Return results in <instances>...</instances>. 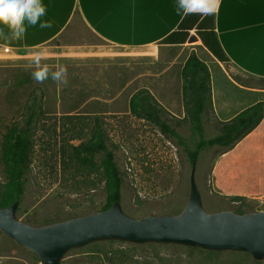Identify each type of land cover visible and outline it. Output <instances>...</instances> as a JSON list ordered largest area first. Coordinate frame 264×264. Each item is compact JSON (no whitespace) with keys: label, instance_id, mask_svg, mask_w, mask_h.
Segmentation results:
<instances>
[{"label":"rangeland","instance_id":"1","mask_svg":"<svg viewBox=\"0 0 264 264\" xmlns=\"http://www.w3.org/2000/svg\"><path fill=\"white\" fill-rule=\"evenodd\" d=\"M42 49L49 52L44 62L63 65L67 69L66 83L52 79L38 83L32 79V69L26 66L33 51L15 55L0 50V151L8 129L21 124L33 97H37L41 111L16 218L41 226L54 222L57 216L89 214L104 206L101 172L98 169H74L61 153L62 146H75L89 138L95 117L106 132L109 146L114 148L122 178V211L134 218L178 214L189 197L192 170L184 146L175 139L164 137L152 124L131 115L128 101L136 92H149L170 119L179 121L178 132L191 147L196 137L185 117L180 75L192 53L165 44L156 45L155 54H150L147 49L110 48L80 24L75 31L58 37ZM197 56L211 68L213 93H226V82L216 69L199 51ZM234 78L256 85L250 78L239 75ZM67 116L83 120L82 139L70 141L68 135L62 136V124ZM224 119L226 116H216L211 109L203 118L204 138L216 136ZM221 153L217 147L204 149L194 166L203 209L208 213L233 211L239 214L248 210L243 207L246 204L255 212L264 211V199L257 197L264 190V178L254 177L249 183L243 178L239 164H226V180L221 175L216 178L213 171ZM225 182L226 191H238L239 194L219 195ZM4 183L0 155V192ZM246 188H250L249 198L241 194ZM0 264L39 262L32 253L0 233ZM61 264H264V260L256 261L242 252L106 241L69 251Z\"/></svg>","mask_w":264,"mask_h":264},{"label":"crops","instance_id":"2","mask_svg":"<svg viewBox=\"0 0 264 264\" xmlns=\"http://www.w3.org/2000/svg\"><path fill=\"white\" fill-rule=\"evenodd\" d=\"M43 3L47 13L42 19L51 21L52 27H29L22 39L0 37L1 51L7 47L15 55L34 52L75 31L80 24L110 48L147 49L155 54L156 45H162V40L175 31L184 16L177 14L176 0H43ZM212 15L214 33L226 55L225 63L212 57L194 31L177 47L196 56L199 51L226 82V93L215 95L210 76L212 110L216 116H226L222 122H227L247 107L264 103V0H220ZM236 75L253 79L256 85L237 81ZM226 164H239L247 181L264 178V117L254 130L221 153L213 171L216 178L221 175L226 180ZM223 187L219 195L239 194L226 191V182ZM249 189L241 194L251 197ZM257 197L264 199V190Z\"/></svg>","mask_w":264,"mask_h":264},{"label":"trees","instance_id":"3","mask_svg":"<svg viewBox=\"0 0 264 264\" xmlns=\"http://www.w3.org/2000/svg\"><path fill=\"white\" fill-rule=\"evenodd\" d=\"M192 31L212 57L220 63L226 62V55L214 33L212 14L206 16L199 14L184 15L175 31L166 36L162 40V44L168 46L182 45ZM180 76L185 117L192 135L196 137V141L191 147L185 143L178 132L179 121L170 119L146 90L133 94L128 101V108L130 114L135 118L152 124L164 137L175 139L182 144L192 168L204 149L217 147L221 149L222 153L231 149L254 130L264 117V103H256L242 110L231 120L221 122L218 134L211 139H205L203 118L212 109L211 78L208 67L205 62L192 53L187 57ZM40 115L37 97H33L21 124L9 128L1 144L0 155L5 172V183L0 192L1 208L9 207L15 202L18 203V207L21 204L25 191V175L31 165L35 127ZM83 126L84 122L80 117L67 116L66 122L62 124L61 134L62 136L68 135L70 141L80 140L83 137ZM63 147L62 156H66V162L74 169L85 171L98 169L101 172L105 204L99 211L108 209L115 202L120 203L122 178L115 162L114 148L109 146L106 132L99 118H94L89 138L80 141L75 146H65L68 152ZM97 160L98 162H96ZM243 207L248 208V210L239 212V214L255 212L246 204ZM76 216L81 215H69L68 213L64 216H57L54 222ZM191 249L197 250V248Z\"/></svg>","mask_w":264,"mask_h":264},{"label":"water","instance_id":"4","mask_svg":"<svg viewBox=\"0 0 264 264\" xmlns=\"http://www.w3.org/2000/svg\"><path fill=\"white\" fill-rule=\"evenodd\" d=\"M194 171L193 167L188 200L175 215L134 218L125 214L120 203L115 202L104 211L33 226L16 218L18 203L15 202L9 207H0V233L32 253L39 264H61L69 251L106 241L242 252L256 261L264 260V211L206 212Z\"/></svg>","mask_w":264,"mask_h":264},{"label":"clouds","instance_id":"5","mask_svg":"<svg viewBox=\"0 0 264 264\" xmlns=\"http://www.w3.org/2000/svg\"><path fill=\"white\" fill-rule=\"evenodd\" d=\"M220 0H176L175 9L178 15H210L218 10ZM47 8L43 0H0V37L22 39L29 27L39 26L50 29L52 22L42 19ZM5 29L8 30L5 33ZM49 52L38 49L31 54V61L26 66L32 69L31 77L38 83L48 79L66 83L67 69L63 65H49L46 61ZM56 70H53V69ZM11 85V81L8 82Z\"/></svg>","mask_w":264,"mask_h":264},{"label":"built area","instance_id":"6","mask_svg":"<svg viewBox=\"0 0 264 264\" xmlns=\"http://www.w3.org/2000/svg\"><path fill=\"white\" fill-rule=\"evenodd\" d=\"M2 51H3V53H8V52L10 51V49L7 48V47H4V48L2 49Z\"/></svg>","mask_w":264,"mask_h":264}]
</instances>
